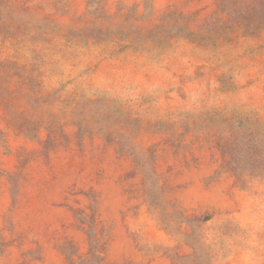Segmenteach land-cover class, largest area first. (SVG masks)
I'll list each match as a JSON object with an SVG mask.
<instances>
[{"label":"rangeland","instance_id":"obj_1","mask_svg":"<svg viewBox=\"0 0 264 264\" xmlns=\"http://www.w3.org/2000/svg\"><path fill=\"white\" fill-rule=\"evenodd\" d=\"M0 264H264V0H0Z\"/></svg>","mask_w":264,"mask_h":264}]
</instances>
